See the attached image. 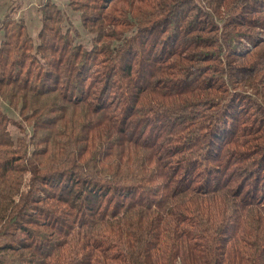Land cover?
<instances>
[{"label":"trees","instance_id":"16d2710c","mask_svg":"<svg viewBox=\"0 0 264 264\" xmlns=\"http://www.w3.org/2000/svg\"><path fill=\"white\" fill-rule=\"evenodd\" d=\"M67 6L0 17V264H264V0Z\"/></svg>","mask_w":264,"mask_h":264},{"label":"rangeland","instance_id":"374dc122","mask_svg":"<svg viewBox=\"0 0 264 264\" xmlns=\"http://www.w3.org/2000/svg\"><path fill=\"white\" fill-rule=\"evenodd\" d=\"M12 1L14 0H0V17H2V15L6 12L7 3ZM18 1L20 2V4H22V7L19 11V15L26 19L30 33L32 35H36L37 28L40 25V19H39L37 7H38V3L41 0H18ZM55 1L60 3L68 18L73 22V24L77 27V29H79L80 32L83 33V36L89 38V36L84 32L81 24L78 21L77 18L78 14L68 8L67 6L68 0H55ZM3 107H5V109L9 111L6 104H3ZM9 113L13 117L17 116V113L14 111H9Z\"/></svg>","mask_w":264,"mask_h":264}]
</instances>
